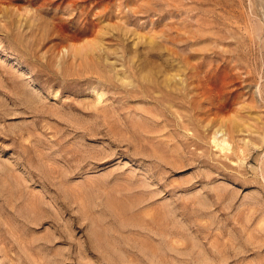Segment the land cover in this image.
Here are the masks:
<instances>
[{"label":"rangeland","instance_id":"obj_1","mask_svg":"<svg viewBox=\"0 0 264 264\" xmlns=\"http://www.w3.org/2000/svg\"><path fill=\"white\" fill-rule=\"evenodd\" d=\"M0 264H264V0H0Z\"/></svg>","mask_w":264,"mask_h":264},{"label":"bare ground","instance_id":"obj_2","mask_svg":"<svg viewBox=\"0 0 264 264\" xmlns=\"http://www.w3.org/2000/svg\"><path fill=\"white\" fill-rule=\"evenodd\" d=\"M92 23V22H91ZM92 25L93 26H95L96 24H94V23H92ZM72 48H74L73 46L70 48V49H72ZM75 49H77L76 47H75ZM82 49V48H81ZM76 52H79V50H75ZM87 55V54H86ZM94 73L95 74H100L99 72L97 73V72H94L93 71V74L92 75H94ZM102 78H104V80L106 81V82H109V79L108 78H106V77H102ZM190 87V86H189ZM103 96H104V93H102V92H96V98H97V102H98V104L100 103V101H101V99L103 98ZM192 99V98H191ZM190 99V100H191ZM216 143V142H215ZM225 144H227L226 143V137L224 138V139H222L221 141H220V143H216V146L218 147V146H224L225 147ZM222 146V148H220V147H218V148H220L222 151H225L226 149L224 148ZM226 146H228V145H226ZM228 151V150H227ZM40 213V212H39Z\"/></svg>","mask_w":264,"mask_h":264}]
</instances>
